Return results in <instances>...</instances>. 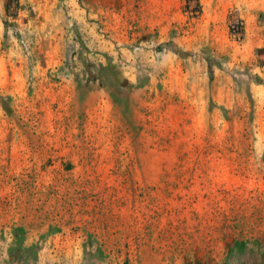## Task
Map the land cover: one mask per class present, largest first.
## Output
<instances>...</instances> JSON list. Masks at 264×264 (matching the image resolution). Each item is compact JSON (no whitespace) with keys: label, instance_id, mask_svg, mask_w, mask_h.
<instances>
[{"label":"rangeland","instance_id":"374dc122","mask_svg":"<svg viewBox=\"0 0 264 264\" xmlns=\"http://www.w3.org/2000/svg\"><path fill=\"white\" fill-rule=\"evenodd\" d=\"M189 1L0 0V264H264V0Z\"/></svg>","mask_w":264,"mask_h":264},{"label":"trees","instance_id":"16d2710c","mask_svg":"<svg viewBox=\"0 0 264 264\" xmlns=\"http://www.w3.org/2000/svg\"><path fill=\"white\" fill-rule=\"evenodd\" d=\"M184 6H185L186 9L190 8V10H189L190 12L193 10V7H191L189 0H185Z\"/></svg>","mask_w":264,"mask_h":264},{"label":"crops","instance_id":"0c3cea01","mask_svg":"<svg viewBox=\"0 0 264 264\" xmlns=\"http://www.w3.org/2000/svg\"><path fill=\"white\" fill-rule=\"evenodd\" d=\"M88 30H90V28L87 27Z\"/></svg>","mask_w":264,"mask_h":264}]
</instances>
